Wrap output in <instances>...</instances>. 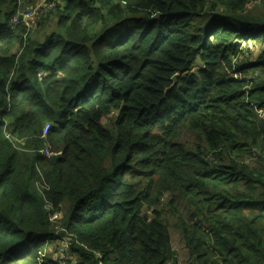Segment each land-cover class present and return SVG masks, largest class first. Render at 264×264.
<instances>
[{
    "label": "trees",
    "instance_id": "trees-1",
    "mask_svg": "<svg viewBox=\"0 0 264 264\" xmlns=\"http://www.w3.org/2000/svg\"><path fill=\"white\" fill-rule=\"evenodd\" d=\"M43 1L0 0V264H61V238L65 264H181L170 218L183 264H264V0H58L11 26Z\"/></svg>",
    "mask_w": 264,
    "mask_h": 264
},
{
    "label": "built area",
    "instance_id": "built-area-1",
    "mask_svg": "<svg viewBox=\"0 0 264 264\" xmlns=\"http://www.w3.org/2000/svg\"><path fill=\"white\" fill-rule=\"evenodd\" d=\"M58 3V0H44L43 2H41L40 4H38L36 7H34V10L32 11H27L21 14V16L16 17L14 19H12L11 21V26L16 27V26H21V25H25L27 28H30L32 26H34L37 22V19L39 16H41L42 18L45 17L51 10H53L54 8H56ZM50 130V125H46L45 129L43 131V138H46L48 133ZM45 151V155L46 156H52L53 154L48 150L45 149L43 150ZM66 241L61 242L65 245V248L62 250L63 246L60 243V248H59V259L61 261V264H65V261L68 260L67 256V250H68V245L65 244ZM62 250V251H61ZM64 258V261H62Z\"/></svg>",
    "mask_w": 264,
    "mask_h": 264
},
{
    "label": "rangeland",
    "instance_id": "rangeland-1",
    "mask_svg": "<svg viewBox=\"0 0 264 264\" xmlns=\"http://www.w3.org/2000/svg\"><path fill=\"white\" fill-rule=\"evenodd\" d=\"M248 9H250V8H248ZM250 45H255V44L250 42ZM253 53L257 54L258 49L257 48L254 49ZM49 208H51V207H49ZM64 216H65V214L63 212H56L52 215V222L54 223L55 227L57 228L55 230L57 235H60V233L62 231L61 227H62V221H63ZM170 225H171L170 233H171V237H172L173 248L178 253L179 262L181 264L186 263L189 259V252H188L186 245H185L183 233L176 229L177 221L174 218H170ZM62 241H63V238L60 239V242H62ZM61 244L63 246V248H62V250H63L65 248V245L63 243H61ZM65 244L68 245V242H65ZM67 253H68V256H67L68 259L69 258L72 259V262L76 261L77 256L71 255L69 247H68ZM67 258H64L62 261H64Z\"/></svg>",
    "mask_w": 264,
    "mask_h": 264
},
{
    "label": "water",
    "instance_id": "water-1",
    "mask_svg": "<svg viewBox=\"0 0 264 264\" xmlns=\"http://www.w3.org/2000/svg\"><path fill=\"white\" fill-rule=\"evenodd\" d=\"M178 77H179L178 75H175V76L172 78L173 84H172V86H171L168 90L172 89V88L176 85L177 80H178Z\"/></svg>",
    "mask_w": 264,
    "mask_h": 264
},
{
    "label": "bare ground",
    "instance_id": "bare-ground-1",
    "mask_svg": "<svg viewBox=\"0 0 264 264\" xmlns=\"http://www.w3.org/2000/svg\"><path fill=\"white\" fill-rule=\"evenodd\" d=\"M44 134V133H43ZM47 157H50V156H47Z\"/></svg>",
    "mask_w": 264,
    "mask_h": 264
}]
</instances>
